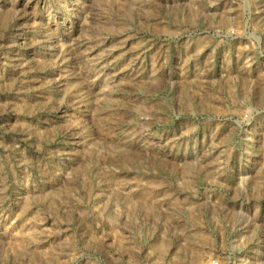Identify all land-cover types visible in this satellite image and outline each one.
I'll return each instance as SVG.
<instances>
[{"label":"rangeland","instance_id":"obj_1","mask_svg":"<svg viewBox=\"0 0 264 264\" xmlns=\"http://www.w3.org/2000/svg\"><path fill=\"white\" fill-rule=\"evenodd\" d=\"M264 264V0H0V264Z\"/></svg>","mask_w":264,"mask_h":264},{"label":"built area","instance_id":"obj_2","mask_svg":"<svg viewBox=\"0 0 264 264\" xmlns=\"http://www.w3.org/2000/svg\"><path fill=\"white\" fill-rule=\"evenodd\" d=\"M213 264H215V262H213Z\"/></svg>","mask_w":264,"mask_h":264}]
</instances>
